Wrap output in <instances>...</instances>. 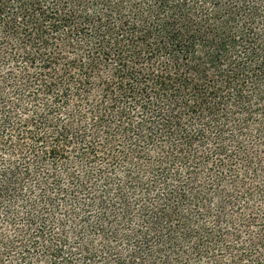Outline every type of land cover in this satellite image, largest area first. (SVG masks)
I'll use <instances>...</instances> for the list:
<instances>
[{
	"label": "trees",
	"instance_id": "16d2710c",
	"mask_svg": "<svg viewBox=\"0 0 264 264\" xmlns=\"http://www.w3.org/2000/svg\"><path fill=\"white\" fill-rule=\"evenodd\" d=\"M0 264H264V0H0Z\"/></svg>",
	"mask_w": 264,
	"mask_h": 264
}]
</instances>
